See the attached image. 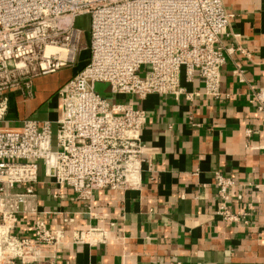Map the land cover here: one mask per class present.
Listing matches in <instances>:
<instances>
[{
	"label": "built area",
	"instance_id": "1",
	"mask_svg": "<svg viewBox=\"0 0 264 264\" xmlns=\"http://www.w3.org/2000/svg\"><path fill=\"white\" fill-rule=\"evenodd\" d=\"M83 15L89 17L88 57L58 89L57 119L0 126V264H57L60 258L65 232L39 215L40 174L58 188L71 189L86 204L89 219L95 217L97 191L140 189L143 164L150 167L140 137L147 114L124 97H178L184 93L182 74L191 79L197 73L203 93L219 101L225 96L220 70L226 56L244 52L220 42L229 34L233 17L222 0H0V122L10 91L31 95L33 76L74 62L84 32L75 21ZM48 45L66 54L46 55ZM241 73L237 67L235 74ZM97 83L108 84L118 99L96 92ZM193 95L199 93H185L187 98ZM250 102L264 112V87L252 90ZM213 182L218 198L214 214L227 223L249 226L252 203L236 210L229 205L233 179L215 172ZM56 197L63 199L64 194L58 191ZM237 198H242L241 190ZM22 221L30 225V234L20 231ZM111 231L90 224L73 230L70 242L109 243Z\"/></svg>",
	"mask_w": 264,
	"mask_h": 264
},
{
	"label": "crops",
	"instance_id": "2",
	"mask_svg": "<svg viewBox=\"0 0 264 264\" xmlns=\"http://www.w3.org/2000/svg\"><path fill=\"white\" fill-rule=\"evenodd\" d=\"M222 1L233 17L220 42L244 52L226 56L220 70L221 100L203 93L197 73L191 79L182 74L184 93L178 97H124L147 114L140 137L150 167L143 164L139 190L97 191L95 217L89 219L86 204L71 189L58 188L40 174L39 215L65 232L57 264H264V112L250 102L252 90L264 87V0ZM237 67L241 76L235 74ZM67 69L73 68L33 76L31 95L10 91L0 126L17 128L23 119L54 122L60 111L57 91L74 73ZM194 92L199 95L185 96ZM215 172L235 182L229 202L233 210L252 203L249 226L214 214ZM58 191L63 199L56 197ZM90 224L111 229L113 240L95 246L70 242L73 230ZM19 228L30 234L26 221Z\"/></svg>",
	"mask_w": 264,
	"mask_h": 264
},
{
	"label": "rangeland",
	"instance_id": "3",
	"mask_svg": "<svg viewBox=\"0 0 264 264\" xmlns=\"http://www.w3.org/2000/svg\"><path fill=\"white\" fill-rule=\"evenodd\" d=\"M75 26L84 30V32L81 34L80 43L77 46L78 48L76 50V56H75L74 62L70 65L73 68L71 70H74V71L78 70L86 62L87 57H88V49H87V43H88L87 30L89 27L88 15H83V16L78 17L75 21ZM71 70L67 69V71H71ZM140 75H143V73H141ZM95 90L96 92H98L99 94L105 97H108L111 99L116 98L110 94L108 84L97 83L95 85Z\"/></svg>",
	"mask_w": 264,
	"mask_h": 264
},
{
	"label": "bare ground",
	"instance_id": "4",
	"mask_svg": "<svg viewBox=\"0 0 264 264\" xmlns=\"http://www.w3.org/2000/svg\"><path fill=\"white\" fill-rule=\"evenodd\" d=\"M56 51H61V56H64L66 54V50L64 49H59V48H56L54 46H51V45H48L45 49V54H51V53H54Z\"/></svg>",
	"mask_w": 264,
	"mask_h": 264
}]
</instances>
